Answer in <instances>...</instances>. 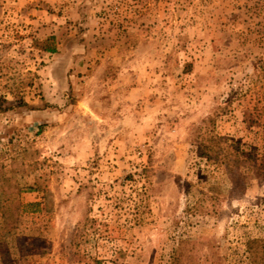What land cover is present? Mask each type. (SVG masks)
Instances as JSON below:
<instances>
[{"label":"rangeland","instance_id":"rangeland-1","mask_svg":"<svg viewBox=\"0 0 264 264\" xmlns=\"http://www.w3.org/2000/svg\"><path fill=\"white\" fill-rule=\"evenodd\" d=\"M0 264H264V0H0Z\"/></svg>","mask_w":264,"mask_h":264}]
</instances>
